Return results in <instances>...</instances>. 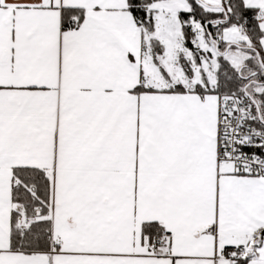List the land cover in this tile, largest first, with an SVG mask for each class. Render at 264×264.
Returning a JSON list of instances; mask_svg holds the SVG:
<instances>
[{"label": "snow or ice", "instance_id": "6c2138e0", "mask_svg": "<svg viewBox=\"0 0 264 264\" xmlns=\"http://www.w3.org/2000/svg\"><path fill=\"white\" fill-rule=\"evenodd\" d=\"M0 264H264V0H0Z\"/></svg>", "mask_w": 264, "mask_h": 264}]
</instances>
